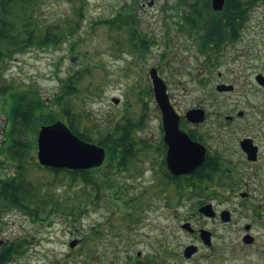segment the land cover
I'll use <instances>...</instances> for the list:
<instances>
[{
  "label": "rangeland",
  "instance_id": "374dc122",
  "mask_svg": "<svg viewBox=\"0 0 264 264\" xmlns=\"http://www.w3.org/2000/svg\"><path fill=\"white\" fill-rule=\"evenodd\" d=\"M47 1L44 13L48 17L53 14L51 9L68 5L67 0ZM179 2L87 0L90 20L84 24L80 33L82 40L76 47L81 52L80 57L71 52V41L30 49L0 65V85L9 83L16 88L22 86L27 90H37L42 101H50L59 93L60 80L85 65L91 71L77 85L81 89L79 97L76 93L62 94L66 102L74 103L81 110V124L92 126L87 129L94 130L98 123L107 126L124 116L134 126L131 136L135 138V146L132 148L150 150L152 146L149 142L156 144L160 134L159 110L153 92L147 94V88L151 87L149 70L152 67L157 68L166 83L177 109L183 112L199 105L208 110L210 93H217V83V86H222L220 82L226 73L224 71L242 69L240 61L235 58L230 61L229 57L239 53L264 54V2L252 10L240 42L224 46L217 58L205 56L199 51L196 35L190 32L181 18L188 7L180 4L176 9L175 5ZM127 6L134 9V12L131 8L128 13L131 23L136 25V19L139 30L149 32L150 44L142 57L123 48L124 45L121 49L117 48L118 41L125 38L126 30L110 32L104 25L93 23L98 19L112 18ZM227 61L232 63V67L226 66ZM28 96V93L24 94L23 99L29 101ZM113 97L119 102L113 103ZM145 98L144 105L141 101ZM7 110L9 108L3 104L0 95V178L14 168L6 157L5 149L9 125ZM192 115L196 116L195 113ZM32 138L36 142V136ZM36 152L37 143L27 157L28 178L53 181L51 192L54 191L53 194L60 198L63 207L68 201V193H73V201L76 199L77 204H82L81 211L75 218H67L65 209H62L60 214L36 221L20 210H10L2 220L0 239H13L26 234L32 240L29 250L10 264H60L66 261H71V264H108L104 251L116 253L112 264H146L149 257L157 264H206L202 255L195 260L183 256L184 247L193 241V237L181 230L180 220L172 215L171 209L167 216L160 215L167 207L162 208L161 203L157 204L154 200L156 187L146 182L150 171H135L126 176L106 164L90 173L94 179L91 184L77 182L70 188L66 173H60L57 178L61 180L55 181L52 173L38 167ZM136 165L141 169L140 163ZM94 182L99 183L100 189L97 190ZM116 182L129 187L127 195L119 187L112 188ZM146 186L153 187L146 191ZM128 194L131 201L127 198ZM178 211L182 214L185 208L180 207ZM73 239L77 241L73 246L75 248L68 244ZM137 251L141 253L139 256ZM90 255H96V259Z\"/></svg>",
  "mask_w": 264,
  "mask_h": 264
},
{
  "label": "flooded vegetation",
  "instance_id": "af4514ba",
  "mask_svg": "<svg viewBox=\"0 0 264 264\" xmlns=\"http://www.w3.org/2000/svg\"><path fill=\"white\" fill-rule=\"evenodd\" d=\"M238 42L240 38L233 45ZM229 58L240 61L242 69L224 71L222 86L217 83V93H210L208 110L195 105L181 112L168 94L178 115V129L194 148L192 158L169 161L163 113L157 105L160 134L156 144L149 142L150 150L129 149L123 165L117 157L120 151L105 152L102 164L89 170L110 162L126 176L150 171L146 182L156 187L154 200L167 207L160 215L167 216L171 209L181 230L193 237L182 251L185 258L202 255L206 264H264V54L239 53ZM226 66L232 63L227 61ZM195 109L203 112L201 120H194L190 110ZM115 187L124 194L129 188L117 182ZM180 207L185 208L182 214ZM187 247H191L189 257L184 255Z\"/></svg>",
  "mask_w": 264,
  "mask_h": 264
},
{
  "label": "trees",
  "instance_id": "16d2710c",
  "mask_svg": "<svg viewBox=\"0 0 264 264\" xmlns=\"http://www.w3.org/2000/svg\"><path fill=\"white\" fill-rule=\"evenodd\" d=\"M47 2V0H0V65L30 49L58 46L67 41H71V52L78 57L81 56L76 47L82 40L80 33L84 24L90 20L87 14V0H67L68 5L65 8L57 6L51 9L53 11L51 17L44 13ZM261 2L264 0H225L221 10H213L211 0H180L175 6L177 9L180 4L187 5L188 11H185L181 18L184 24L188 25L190 32L196 35L199 51L205 56L217 58L226 44H233L241 38L250 20V11ZM131 8L133 9L132 6H127L123 12L118 11L112 18L98 19L93 23L104 25L110 32L126 30L125 38L118 41L117 48L121 49L124 45L123 48H128L129 52L142 57L150 44L149 32L139 30L136 19V25L131 23L128 14ZM181 18L178 20L182 21ZM178 24L183 25L181 22ZM84 59L85 56L82 60ZM90 71L91 68L82 65L68 73L60 80L59 93L45 102L41 100L37 90H27L28 88L22 86L16 88L9 83L0 85L3 104L9 108L6 120L9 121L8 138L5 142L6 157L14 166L12 173L0 178V226L4 216L12 209L22 211L36 221L60 214L62 209H65L67 218H75L81 211L82 204H77L76 199L73 201L75 198L73 193L72 195L68 193V201L63 207L60 198L53 194L54 191L51 192L53 181H44L43 178L29 179L26 174L27 157L36 146L32 137L37 135L41 125L61 121L74 135L85 142L103 147L108 155L114 150L120 151L121 154L117 157L121 158L120 163L124 164L126 152L132 148L130 143H135V138L131 136L134 131L132 123L121 116L114 124L109 123L105 126L98 123L94 130H88L87 128L92 126L81 124V110L62 97L64 93L68 95L76 93L75 95L79 97L81 89L77 85ZM151 89L152 85L147 88L148 95L153 92ZM26 93L29 94V101L23 99ZM141 102L145 105L146 98ZM38 167L52 173L55 181L61 180L57 178L60 173H66L70 188L77 182L91 184L94 181L90 174L92 171L89 169ZM1 240L0 264H10L24 255L32 244L31 237L26 234ZM104 255L108 264H112L116 253L104 251ZM90 257L96 259V255ZM145 263L157 264L151 257L147 258ZM60 264H71V261Z\"/></svg>",
  "mask_w": 264,
  "mask_h": 264
},
{
  "label": "water",
  "instance_id": "95a60500",
  "mask_svg": "<svg viewBox=\"0 0 264 264\" xmlns=\"http://www.w3.org/2000/svg\"><path fill=\"white\" fill-rule=\"evenodd\" d=\"M224 3L225 0H211V7L213 10H221ZM149 77L154 99L163 113L164 137L169 144V161L174 164L176 160L192 158L191 150L194 148L186 134L178 129V115L170 104L166 83L159 76L156 67L149 70ZM112 101L116 104L119 99L113 97ZM191 113L196 114V116L192 115L196 121L203 118V112L200 110H191ZM36 143L38 163L55 169H90L102 164L105 157L103 147L83 141L61 121L41 125L37 132ZM76 242L73 239L69 245L73 247ZM190 251L191 247H187L184 255L189 257ZM140 254V251H137V255Z\"/></svg>",
  "mask_w": 264,
  "mask_h": 264
}]
</instances>
